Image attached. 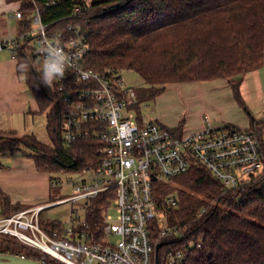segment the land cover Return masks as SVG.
I'll return each instance as SVG.
<instances>
[{
  "label": "trees",
  "instance_id": "16d2710c",
  "mask_svg": "<svg viewBox=\"0 0 264 264\" xmlns=\"http://www.w3.org/2000/svg\"><path fill=\"white\" fill-rule=\"evenodd\" d=\"M11 1L19 2L23 13L16 22L17 35L28 29L34 4L52 30L81 24L89 47L85 67L101 73L133 71L141 78L142 86L134 89L138 112L168 85L225 80L264 153V124L254 118L240 94L244 76L264 65V0H89L88 11L80 17L70 14L81 0H53L50 6H45L50 0ZM32 51L27 40L19 45L16 71L38 112L46 114L49 143L32 134L17 138L15 132L0 131V167L1 160L12 155L31 159L37 171L51 175L49 203H54L63 199L52 201L53 186L58 184L52 174L79 175L96 169L102 143L82 139L65 145L60 134L65 107L54 85L49 89L40 83L39 62ZM25 64L28 67L22 69ZM160 191L177 197L176 206L167 208L168 223L186 227L180 239H159L157 224L152 223L151 242L164 243L158 252L160 264L170 249L182 250L184 264H264V175L241 190L225 191L208 170L195 167ZM105 197L99 194L86 208L91 231L101 230ZM27 208L0 191V216ZM8 247L24 252L13 245L1 248Z\"/></svg>",
  "mask_w": 264,
  "mask_h": 264
},
{
  "label": "built area",
  "instance_id": "2783aa9c",
  "mask_svg": "<svg viewBox=\"0 0 264 264\" xmlns=\"http://www.w3.org/2000/svg\"><path fill=\"white\" fill-rule=\"evenodd\" d=\"M50 5H54L53 0L45 3ZM89 7V0H81L71 8L70 17L82 16ZM10 18L20 21L23 13L18 8ZM27 21L29 27L22 34L0 41V52L6 51L16 61L19 45L34 40L37 49L32 54L41 69L43 47L60 46L69 64L64 79L54 83L65 107L61 138L65 145L82 139L102 143L98 167L79 174V180H69L72 196L54 204L82 202L86 211L91 200L104 193L106 206L99 232L89 229L85 215L82 220L70 217L67 226L53 223L42 229L40 214L49 205L0 216V255L40 264H155L157 243L151 242L152 223L157 224L159 239L186 231V227L159 225L155 211L167 212V208L175 207L177 197L173 194L159 201L153 192L156 181L169 182L203 167L225 191H230L241 190L264 175V153L248 128L208 124L200 131L186 132L159 121L144 122L141 107L139 112L135 107L134 88L124 85L120 72L101 73L85 67L89 47L81 24L52 30L35 4ZM110 208L116 213L113 223L109 222ZM9 245L24 252L1 248ZM184 262L182 250L170 249L162 264Z\"/></svg>",
  "mask_w": 264,
  "mask_h": 264
},
{
  "label": "crops",
  "instance_id": "0c3cea01",
  "mask_svg": "<svg viewBox=\"0 0 264 264\" xmlns=\"http://www.w3.org/2000/svg\"><path fill=\"white\" fill-rule=\"evenodd\" d=\"M18 8L19 2L0 0V18L6 22L8 16ZM6 53V51L0 52V131L15 132L18 119L36 115L38 107L25 85L23 76L16 71V61L9 53ZM207 82L194 83L200 90L199 103L203 107L211 104L226 107L231 113L237 110L243 112L236 104L225 80L216 79ZM177 84L182 86L185 83ZM240 94L254 118L264 124V118H262L264 116V65L244 76L240 85ZM244 118L240 121L232 120L231 123L222 122L223 124L219 126H213V119L204 114L200 121L185 122L182 120L178 124L181 123L186 132L200 131L208 124L212 127L234 125L249 128V119L246 115ZM178 124L168 127H175ZM1 165L0 191L6 194L12 203L29 208L50 204V174L37 171L31 159L20 155L3 158Z\"/></svg>",
  "mask_w": 264,
  "mask_h": 264
},
{
  "label": "rangeland",
  "instance_id": "374dc122",
  "mask_svg": "<svg viewBox=\"0 0 264 264\" xmlns=\"http://www.w3.org/2000/svg\"><path fill=\"white\" fill-rule=\"evenodd\" d=\"M11 14L8 16L6 22H0V41L8 38L9 35H14L16 33V22L13 19H9ZM36 32L33 31L32 35H35ZM32 37V36H31ZM32 49H37V44L34 40H31L28 45ZM7 54V53H6ZM123 77V83L126 87L138 88L142 86L141 78L133 71H123L121 73ZM195 82L185 83L182 86L179 84L168 85L166 91L156 97L155 100L141 104V115L144 122L149 120L159 121L166 126H172L178 124L179 121L185 120V122H197L200 121L203 115H208L209 118H212V125L219 126L224 122H233L240 121L241 118H244V113L237 110L233 113L229 112L226 107L213 106L211 104L203 107L199 103V92L198 86L194 84ZM208 83V82H206ZM244 114V115H243ZM264 118V116H262ZM18 127L16 128V136L20 137L25 134L34 135L42 143L48 144V138L46 135V114L39 113L38 110L36 115L27 116L25 118L18 119ZM219 120V121H218ZM223 120V121H221ZM229 120V121H228ZM233 120V121H232ZM223 122V123H222ZM190 123V122H189ZM52 176L57 181V185L53 186V198L52 201L59 199H68L72 196L71 185L69 180H79L81 175L74 174H64V173H54ZM166 180L162 182L156 181L153 186V192L157 197H163L173 195L175 193H161V189L164 192L168 186ZM162 187L160 188V185ZM176 196V194L174 195ZM162 199V200H163ZM47 208H45L40 214V226L42 229H47L53 223H61L65 226L68 225L70 217H73L75 220H82L85 211L84 205L82 202L72 203L64 202L60 204L50 203ZM156 210V209H155ZM158 223L161 227H166L168 223V213L165 211H155ZM110 217V223L115 221V209L110 208L108 211ZM169 224V223H168ZM183 237V234L180 232L176 236L171 237L175 239H180Z\"/></svg>",
  "mask_w": 264,
  "mask_h": 264
},
{
  "label": "clouds",
  "instance_id": "9594fccd",
  "mask_svg": "<svg viewBox=\"0 0 264 264\" xmlns=\"http://www.w3.org/2000/svg\"><path fill=\"white\" fill-rule=\"evenodd\" d=\"M42 53L43 62L39 71V81L50 89L57 80L64 79L69 67L68 57L58 45L52 46L46 44L42 49ZM27 67V64L21 65L22 69H26Z\"/></svg>",
  "mask_w": 264,
  "mask_h": 264
},
{
  "label": "water",
  "instance_id": "95a60500",
  "mask_svg": "<svg viewBox=\"0 0 264 264\" xmlns=\"http://www.w3.org/2000/svg\"><path fill=\"white\" fill-rule=\"evenodd\" d=\"M163 244L164 243H158L155 245V264H159L157 254L159 249L163 246ZM0 264H40V263L28 259L17 258L14 256L0 255Z\"/></svg>",
  "mask_w": 264,
  "mask_h": 264
}]
</instances>
